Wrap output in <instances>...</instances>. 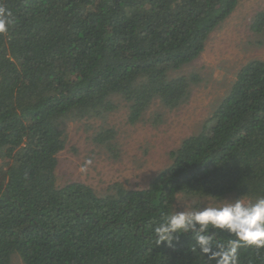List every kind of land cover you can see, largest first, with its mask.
Here are the masks:
<instances>
[{"label": "trees", "instance_id": "16d2710c", "mask_svg": "<svg viewBox=\"0 0 264 264\" xmlns=\"http://www.w3.org/2000/svg\"><path fill=\"white\" fill-rule=\"evenodd\" d=\"M240 1L2 0L16 22L0 34V264H205L190 234L155 246L153 226L179 192L264 196V60L240 68L213 123L146 187L60 184L58 154L67 121L104 116L118 97L133 124L157 99L182 105L199 79L172 71L202 54ZM251 28L264 31V12ZM101 129L95 140L114 150V129ZM240 264H264V248H241Z\"/></svg>", "mask_w": 264, "mask_h": 264}, {"label": "rangeland", "instance_id": "374dc122", "mask_svg": "<svg viewBox=\"0 0 264 264\" xmlns=\"http://www.w3.org/2000/svg\"><path fill=\"white\" fill-rule=\"evenodd\" d=\"M260 12H264V0H241L234 12L209 35L202 54L181 69L172 71V76L197 74L199 79L192 83L191 93L182 105L169 109L157 99L133 124L128 119V102L118 97L115 99L116 110L104 116L67 121L64 127L68 141L58 154L59 183L83 182L99 194L109 191V186L117 181L131 188L146 187L171 163V151L184 139L201 133L205 126L213 123V114L236 81L240 68L252 59L264 60V31L256 33L251 28ZM101 127L114 129V150L95 140ZM88 158L93 164L82 174L79 167ZM237 197L230 193L222 200L187 198L179 192L173 211L182 210V201L192 202L196 207L221 204ZM11 264L24 263L15 255Z\"/></svg>", "mask_w": 264, "mask_h": 264}, {"label": "clouds", "instance_id": "9594fccd", "mask_svg": "<svg viewBox=\"0 0 264 264\" xmlns=\"http://www.w3.org/2000/svg\"><path fill=\"white\" fill-rule=\"evenodd\" d=\"M15 22L12 12L0 0V34L7 33ZM92 164L91 158L86 159L79 171L87 173ZM180 209L163 215L153 226L155 246L175 248L182 236L190 234L193 243L189 247L199 250L205 264H240L241 248H264V196L254 201L237 197L196 207L182 201Z\"/></svg>", "mask_w": 264, "mask_h": 264}]
</instances>
